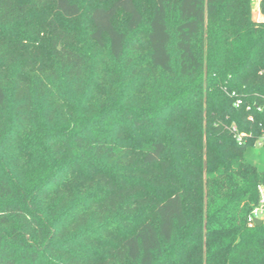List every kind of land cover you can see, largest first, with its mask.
<instances>
[{"label":"trees","instance_id":"obj_1","mask_svg":"<svg viewBox=\"0 0 264 264\" xmlns=\"http://www.w3.org/2000/svg\"><path fill=\"white\" fill-rule=\"evenodd\" d=\"M252 7L0 0V264H264Z\"/></svg>","mask_w":264,"mask_h":264},{"label":"rangeland","instance_id":"obj_2","mask_svg":"<svg viewBox=\"0 0 264 264\" xmlns=\"http://www.w3.org/2000/svg\"><path fill=\"white\" fill-rule=\"evenodd\" d=\"M252 3H253V7H252V18H253V20H256L258 22H264V14H263L264 0H252ZM83 8H84V13L80 17L79 22L77 21L78 24L83 23V20H84L83 18L85 17L86 11L88 10L87 6H84ZM117 24L122 26V24H123L122 20H118ZM117 84L120 86H123L122 83H117ZM65 90L69 91V87L65 88ZM137 98L138 97L135 96V94H134L132 96L131 103H133V101H135ZM59 108L60 109L57 110V112L55 113L53 118L56 120H59L61 118L64 121L66 119V117H68V114L63 113L62 107H59ZM3 133L4 132H2V134ZM14 148H15L14 144H11V152L12 153H13V151H15ZM245 155H246L248 162H250L251 164L253 163L254 165H256L259 168V170L264 171V146L252 145L250 148H248ZM21 163H23V165H22V168H23V166H25L24 162L21 161Z\"/></svg>","mask_w":264,"mask_h":264},{"label":"built area","instance_id":"obj_3","mask_svg":"<svg viewBox=\"0 0 264 264\" xmlns=\"http://www.w3.org/2000/svg\"><path fill=\"white\" fill-rule=\"evenodd\" d=\"M232 131L235 134V137L236 139H238V141L244 142L243 137L245 136V133L240 131L237 125H234ZM255 145L264 146V134L258 137V139L255 142ZM258 189L260 190L259 200L256 203L255 207L253 208L252 213L248 217V223L250 226H254V224H256L255 220L257 219H260L262 220V222H264V185H260Z\"/></svg>","mask_w":264,"mask_h":264},{"label":"water","instance_id":"obj_4","mask_svg":"<svg viewBox=\"0 0 264 264\" xmlns=\"http://www.w3.org/2000/svg\"><path fill=\"white\" fill-rule=\"evenodd\" d=\"M255 223H256L257 225H260V224H263L264 222H262V220H260V219H257V220H255Z\"/></svg>","mask_w":264,"mask_h":264}]
</instances>
